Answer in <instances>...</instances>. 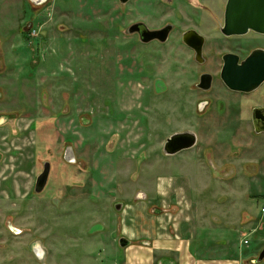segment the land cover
Listing matches in <instances>:
<instances>
[{
  "label": "rangeland",
  "instance_id": "obj_1",
  "mask_svg": "<svg viewBox=\"0 0 264 264\" xmlns=\"http://www.w3.org/2000/svg\"><path fill=\"white\" fill-rule=\"evenodd\" d=\"M227 1L0 0V264L258 257L264 133L225 125L215 103L199 115V68L179 28L166 44L127 33ZM187 131L197 145L165 155L166 139ZM46 162L49 181L37 194Z\"/></svg>",
  "mask_w": 264,
  "mask_h": 264
},
{
  "label": "flooded vegetation",
  "instance_id": "obj_2",
  "mask_svg": "<svg viewBox=\"0 0 264 264\" xmlns=\"http://www.w3.org/2000/svg\"><path fill=\"white\" fill-rule=\"evenodd\" d=\"M225 13L226 7L210 8L194 6L181 8L178 10L177 24H171L173 25V30L169 35L168 41L173 33L177 31V28H179V42L199 68L196 75V82L193 84L194 90L201 97L196 101V110L199 115L203 116L211 110L215 103L217 114L223 117L220 119L221 122L231 126H249L253 128L255 133V127L264 128V82L249 92L235 91L224 83L222 72L225 65V58L228 56H231L232 60L237 58L238 64H242L255 52H264V33L249 30V32L242 35H227L223 31L225 26ZM134 35L140 39L138 34ZM198 41L202 42V49L200 51H198ZM153 42L161 43L159 41ZM204 75L211 76L209 79V90H205L203 87L207 84V82L201 81ZM216 87H219L224 94L221 97H216L214 99L216 101H213L207 96ZM188 150H184L176 155ZM220 173L227 174L226 171H220ZM116 206L115 209L117 210ZM122 238H125L127 242L131 243L130 237H121L119 242ZM128 247H130V244L126 248H121L127 249ZM163 264L169 263L164 262Z\"/></svg>",
  "mask_w": 264,
  "mask_h": 264
},
{
  "label": "water",
  "instance_id": "obj_3",
  "mask_svg": "<svg viewBox=\"0 0 264 264\" xmlns=\"http://www.w3.org/2000/svg\"><path fill=\"white\" fill-rule=\"evenodd\" d=\"M33 5L41 6L48 0H30ZM121 4H127L130 0H119ZM173 30V25H167L162 29L151 30L143 22L131 25L127 29L129 35L138 34L140 41L149 44L153 41L166 43ZM253 30L264 33V0H228L226 3L225 26L223 31L227 35H242ZM198 51L202 49V42L198 41ZM210 75H204L202 82H207L203 86L205 90L210 89ZM224 83L235 91H252L264 82V52H255L242 64H238V59L232 60L231 56L225 58V65L222 72ZM209 84V85H208ZM202 86V85H201ZM5 119L6 117H2ZM6 120V119H5ZM264 128L255 127V133L261 134ZM197 144V136L193 132L175 133L169 137L164 147L166 155H176L184 150L191 149ZM220 172V171H219ZM51 173V163L46 162L42 173L37 177L34 191L40 194L46 188ZM121 210V206H116ZM129 242L125 238L119 242L120 247L126 248ZM43 259L42 257H39ZM264 261V249L261 251L255 263Z\"/></svg>",
  "mask_w": 264,
  "mask_h": 264
},
{
  "label": "crops",
  "instance_id": "obj_4",
  "mask_svg": "<svg viewBox=\"0 0 264 264\" xmlns=\"http://www.w3.org/2000/svg\"><path fill=\"white\" fill-rule=\"evenodd\" d=\"M206 1H211V2H213V0H206ZM201 6H199V7H208V6H206V5H204V4H200ZM215 5H213L212 7H210V8H216V7H214ZM194 148V147H193ZM192 149V148H191ZM190 149V150H191ZM166 155V154H165ZM141 198H143L144 199V197H141ZM137 199H140L139 197H137ZM136 210V209H135ZM131 238V237H130ZM132 239V238H131ZM177 251H180V250H177ZM261 253V252H260ZM260 253H259V255H260ZM211 254H214V251H211ZM258 255V256H259ZM258 258V257H257ZM257 258H252L250 261H249V263L248 264H257V263H255V261L257 260ZM165 263H169V264H175V262L172 260V259H165V261H164ZM213 263H215L214 261H206V262H200V264H213ZM264 263V261L262 262V263H258V264H263ZM163 264V263H162ZM226 264H231V263H226ZM232 264H235V263H232Z\"/></svg>",
  "mask_w": 264,
  "mask_h": 264
},
{
  "label": "built area",
  "instance_id": "obj_5",
  "mask_svg": "<svg viewBox=\"0 0 264 264\" xmlns=\"http://www.w3.org/2000/svg\"><path fill=\"white\" fill-rule=\"evenodd\" d=\"M262 211H263V213H264V208H263V210H262Z\"/></svg>",
  "mask_w": 264,
  "mask_h": 264
}]
</instances>
